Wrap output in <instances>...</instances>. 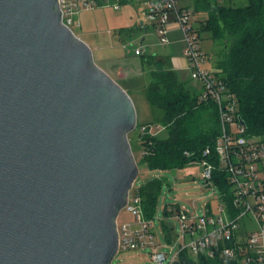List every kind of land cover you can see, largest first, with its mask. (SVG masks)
<instances>
[{
    "label": "water",
    "instance_id": "1",
    "mask_svg": "<svg viewBox=\"0 0 264 264\" xmlns=\"http://www.w3.org/2000/svg\"><path fill=\"white\" fill-rule=\"evenodd\" d=\"M137 125L59 0H0V264L112 263Z\"/></svg>",
    "mask_w": 264,
    "mask_h": 264
},
{
    "label": "built area",
    "instance_id": "2",
    "mask_svg": "<svg viewBox=\"0 0 264 264\" xmlns=\"http://www.w3.org/2000/svg\"><path fill=\"white\" fill-rule=\"evenodd\" d=\"M132 0H59L62 21L74 32L80 26V12L98 6L111 5L115 9ZM146 5L142 9V25L153 24L162 44L169 43L168 32L177 25L184 33L185 55L191 78L201 84L200 101H214L219 109L221 132L214 147H207L199 163L204 168V187H217V195L205 202L200 212H190L175 204L169 208L171 216L180 221V229L172 224L170 244L180 239L176 253L169 256L163 250L152 220L145 217L142 197L130 190L123 208L134 220L118 223V252L149 249L153 264L186 263L189 252L195 264L201 258L235 261L236 264H264V137L250 135L239 112V100L230 91L226 81L206 67L207 54L201 47V32L194 23V9L181 5V0H138ZM171 14L174 18H171ZM141 54L144 48H136ZM160 123H143L136 127L141 135L153 133ZM142 155L148 149L142 148ZM219 170L221 174L216 175ZM224 174V175H222ZM227 184L228 189L222 185ZM117 252V253H118Z\"/></svg>",
    "mask_w": 264,
    "mask_h": 264
},
{
    "label": "trees",
    "instance_id": "3",
    "mask_svg": "<svg viewBox=\"0 0 264 264\" xmlns=\"http://www.w3.org/2000/svg\"><path fill=\"white\" fill-rule=\"evenodd\" d=\"M194 1L195 11L206 15L199 31L211 32L221 43L213 71L237 96L247 132L264 137V0H248L243 6L220 0ZM151 59L149 62L156 67L146 86V96L155 121L164 125L167 132L165 136L139 133L141 149H148L142 159L150 168H181L200 159L207 147H214L221 132L219 109L214 101H200L199 93L174 69ZM215 174L221 172L216 170ZM161 184L157 178L148 179L136 191L142 197L148 219L156 213ZM222 186L229 188L227 184ZM164 227L171 241L170 228ZM186 264L195 263L188 259ZM201 264L236 262L202 257Z\"/></svg>",
    "mask_w": 264,
    "mask_h": 264
},
{
    "label": "rangeland",
    "instance_id": "4",
    "mask_svg": "<svg viewBox=\"0 0 264 264\" xmlns=\"http://www.w3.org/2000/svg\"><path fill=\"white\" fill-rule=\"evenodd\" d=\"M226 4L243 6L248 0H222ZM188 6L196 8L194 0H188ZM140 4L126 2L120 9H115L111 5L98 6L92 9L84 10L79 13L77 19L80 26H73L76 35L85 40L93 50L96 63L103 69H107L102 58H128L135 55L134 50L141 46L144 48V54H158L164 58H171L172 55L179 53L185 47L184 33L182 30L174 31L172 35L168 34L170 42L162 44L156 29L150 26L145 29L139 26L142 23L143 15ZM195 11V10H194ZM202 13H196L195 25H201ZM143 37L145 41L142 42ZM201 47L209 54V62L218 58L221 49V43L213 38L209 32H201ZM131 51V53H130ZM210 62V63H211ZM209 63V64H210ZM116 65V64H115ZM153 65H150L152 72ZM159 67V66H158ZM160 68V67H159ZM128 69H120L119 73H110V75L119 80V83L132 96L137 112L138 125L148 123L152 117V107L149 105L144 85L148 82L150 75L132 76L129 79H119L124 77ZM133 84L135 87H128ZM135 88V89H134ZM150 122V121H149ZM137 125V126H138ZM164 128H155V135H166ZM129 139L133 148L134 155L139 166V176L135 182L132 192L145 184L148 179L157 178L161 180V190L157 199V208L154 217L151 218L152 225L156 232L158 240L164 244L163 250L169 256L176 253L181 243L180 239L176 243L170 244L165 231V225L172 224L176 230L180 229V221L171 216L169 208L175 204L184 206L190 212H200L205 202L216 198L217 187H204L202 179L203 166L199 163H190L177 169L150 168L143 162L142 149L140 143V134L137 129L129 133ZM133 215L122 209L118 216V223L133 221ZM150 250H128L120 251L116 254L111 264H153ZM190 261L196 260L189 252H185Z\"/></svg>",
    "mask_w": 264,
    "mask_h": 264
},
{
    "label": "crops",
    "instance_id": "5",
    "mask_svg": "<svg viewBox=\"0 0 264 264\" xmlns=\"http://www.w3.org/2000/svg\"><path fill=\"white\" fill-rule=\"evenodd\" d=\"M135 2H138L140 4L139 8H142V7L144 8L145 5H146L143 1H138V0L130 1V3H133V4H135ZM220 2L223 3L222 0H220ZM180 3H181V5L188 6V0H181ZM196 13L197 12L194 11V18L193 19H195V21L197 20L196 19ZM201 15L203 16L202 17V20H203L206 17V15L205 14H201ZM171 18L172 19L174 18L173 14H171ZM196 22L198 23V21H196ZM139 26L144 28L145 32H147V30H148V28L150 26L154 27L153 24L147 25V26H143L142 23H139ZM197 26L200 27L199 24H197ZM176 30L180 32L181 29L177 25L174 24V25H172L170 27L168 34L172 35L173 32L176 31ZM207 32H209V31H207ZM209 33L212 36L211 32H209ZM144 41H145V37H143V39H142V42H144ZM169 42H170V40H169ZM185 50H186V43H185L184 49L180 52V54L176 53V54L172 55L171 58H164V57H162V56H160L158 54H148L147 55V54H144V52L141 53V54H137L136 51L134 50V54L135 55L130 56L128 58L127 57L126 58H122V59L121 58H115V57L106 58V59L102 58L103 59L102 61L105 62L106 66H107V69H105V70L109 71L110 73H115V72L119 73V70L122 69V67H123V69L124 68L128 69V71H126L125 76L121 77L119 79H126V78L129 79L132 76H141V75H144V76L147 77V75H150V77L147 78L148 82L144 85L145 96H146V86L152 79L150 65H153V64H151V62H149V59H151V58H153V59H151L152 61H155V60L156 61L157 60L163 61V65L165 67L174 69L177 72V74H178V76L180 77L181 80L186 81L194 90L197 91V93H199L200 89H201V84L191 78L190 70L188 68V63H187V59H186V55H185ZM130 53H131V51H130ZM206 54H207V62H206L205 65H206V67H208L211 70H213L215 68V66H216V62H217L218 58H215V60H213L212 62L210 61L211 62L210 63L209 62L210 56H209L208 53H206ZM118 82H119V80H118ZM127 86L129 88L130 87H135V86H133V84H128ZM127 91L129 92L128 88H127ZM146 99H147V96H146ZM147 101H148V99H147ZM149 121L151 123H159V122H156L155 119H154L153 110H152V117H151V119ZM149 121H148V123H149ZM165 130L166 129L164 128V131ZM155 136H158V135H155ZM161 136H165V135H161Z\"/></svg>",
    "mask_w": 264,
    "mask_h": 264
}]
</instances>
